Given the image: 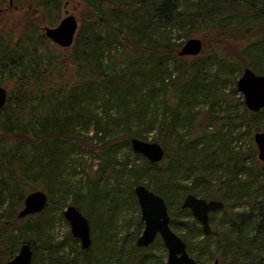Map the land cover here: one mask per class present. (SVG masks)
I'll use <instances>...</instances> for the list:
<instances>
[{
    "label": "rangeland",
    "instance_id": "1",
    "mask_svg": "<svg viewBox=\"0 0 264 264\" xmlns=\"http://www.w3.org/2000/svg\"><path fill=\"white\" fill-rule=\"evenodd\" d=\"M100 1L0 0V87L8 92L0 115V225L11 222L10 208L19 206L18 212L29 193L39 190L48 197L42 214L18 222L19 244L13 256L26 238H32L36 255L31 264H45L47 249L52 250L55 264H130L133 256L139 254L135 243L143 231L133 190L142 185L164 201L170 200L169 214L177 218V225H171V229L185 241L192 258L200 264H221L220 256L224 254L223 264H233L231 248L219 241V233L203 235L199 224H192L193 218L177 210L185 197L182 190L165 196L159 181L162 175L164 182V170L181 160L178 170L185 177L182 185L205 193V187L214 189L218 179H229L231 167L239 165L242 170L232 178L243 186L245 194L236 203L233 192L226 201L221 200L224 206L232 207L212 213L211 226L227 233L231 214L249 215L256 225L262 220L256 218L258 210L252 206L254 202L258 206L264 204V179L253 177L256 169L263 166L257 158L254 135L264 132V111L257 116V131L248 128L247 123L240 125L239 117L244 116L246 107L237 82L243 70L238 72L235 65L229 64L212 39L220 30L235 35L243 23L252 27L257 15L264 24V0H177L182 21L157 31L139 28L130 19V0H107L110 7L99 14L94 6ZM232 1L235 5L229 7ZM248 3L256 8L251 9ZM112 4L127 5L129 10L113 12ZM9 7L13 13L3 15ZM66 15L75 17L79 31L73 46L62 49L42 37L44 28H56ZM119 33L147 51L136 50ZM189 39H200L205 46L200 56L203 59L196 63L199 68L193 57L178 61L168 56L166 47L163 57L153 56L156 46L176 44L181 49ZM181 62H186L184 67ZM249 68L264 75V65ZM185 69L189 74L199 71L195 95L179 86ZM20 77L28 83L18 96ZM104 77L116 80L108 90H104L107 84L101 81ZM131 80L137 82L135 97H143L139 99L146 112L138 118L130 116L134 112L132 99L128 107L120 99L123 93L130 92ZM91 83L95 90L89 92L87 99L82 98L78 88ZM74 93L79 98L72 111L86 109L85 113L90 111L92 116L81 114L84 118L66 123L62 144L53 150V157L60 161L50 170L41 165L42 170L39 158H44L43 146L28 153L25 143L42 136L45 126L53 134L55 121L65 120V108ZM132 138L159 144L167 159L162 165H148L146 158L133 152ZM184 146L188 150L183 153L195 157L190 160L186 176V165L183 158L179 159L183 156L177 154L182 153ZM207 156L214 158V163ZM201 166H208L206 176H199L201 170L197 169ZM209 177L211 181L205 185ZM68 206L77 208L89 222L92 242L88 250L81 251L79 241L71 235L63 216ZM110 216L111 224L104 237ZM29 229L32 231L28 233ZM251 231L249 228L248 234ZM207 238L213 250L199 255ZM4 249L0 246V264L9 261L5 260ZM150 252L151 261L142 264H166L167 252L160 237ZM261 256L264 257V242Z\"/></svg>",
    "mask_w": 264,
    "mask_h": 264
},
{
    "label": "trees",
    "instance_id": "2",
    "mask_svg": "<svg viewBox=\"0 0 264 264\" xmlns=\"http://www.w3.org/2000/svg\"><path fill=\"white\" fill-rule=\"evenodd\" d=\"M110 5H111L110 1L101 0L97 5L94 6V9L96 10L97 13L100 14V11L107 10L106 8L110 7ZM234 5L235 4L233 1L228 4L229 7L234 6ZM112 6H113L112 8L113 12L119 11V13L121 12L123 13L124 10H129L128 8H126L127 5L125 6V5H119V4L117 5L112 4ZM248 6L251 9L256 8L255 5H253V3H248ZM129 8H130L131 15H132L130 19H133L134 23L139 28L142 27V28H145L146 30L157 31L163 27L169 26L172 23L177 24L179 21H182V18H183V15L182 13H180V10H179L180 8L178 6L177 0H130ZM13 11L14 10H12V8L9 7L7 8V12H5L3 15H11ZM100 20L102 21L104 19L101 17ZM254 20L256 23L252 27L245 26L244 23L242 25L245 28L242 25L238 26V29H236L237 30L236 33H234L235 35H231L229 33H226L224 30H220L218 31V33H215L212 39L214 42V46L218 50H220V54L222 56L224 55L225 57H227V62L229 64L235 65L236 67L235 66L234 67L235 69L238 70V72H241L247 67L254 66L255 68H258V67L262 68V66L264 65V42L261 41V39L263 40L264 38V24L261 23V21H259L261 20V17L259 15H257ZM256 26H259V27L256 30H254L255 29L254 27ZM254 32H256V34H254ZM119 36L121 37L122 40L128 39L124 37L121 33H119ZM44 37L45 36H43L42 38ZM130 42L132 43V46L136 50H139L141 52L147 51L143 47L133 44V41H130ZM165 47L166 49H164ZM163 49L165 50V54H167L168 56H171L178 61H185L183 60V58L178 56L180 45H176V44L169 45L166 43V44H161L160 46H156L154 49L153 56L163 57V53H162ZM200 56H198L199 57L198 59H196L197 57H193L196 60V62L194 60V63L198 68L200 66L196 63L200 62L203 59V57L201 58ZM185 64L186 62L182 63L181 65L184 67ZM158 66H159V63L155 62V67H158ZM226 68L228 70L232 69L230 67H226ZM83 70H85V68H83ZM261 70H262L261 73L264 74V69H261ZM191 73L189 74L186 69L182 71L181 77L183 80L179 86L180 88L182 87V90L184 92L195 95V91H196L195 88L197 84V82H195L196 81L195 79L199 78V71L198 72L192 71ZM111 80H112L111 78L110 80H106V77L101 79L102 84L103 83L107 84L104 87V90H108L110 86L116 83V80H113V81ZM17 82H18L17 86L19 87L18 89V96H19L20 94L19 92L21 91V88L25 89L28 81L24 77H20L17 79ZM136 83L137 82L131 80L129 82L130 92L123 93L125 95L124 97H120V99L121 101L127 103L126 107H128V105L131 103L130 100L132 99L133 104H134V108H133L134 112L130 116L133 117L137 115V118H138V116L145 115L146 112H145V108H144L142 100L139 99L143 97L140 94H139L140 97L138 98L135 97V92L138 89V85H136ZM92 86L93 84L91 83L88 85H84V87L82 86V88H78L79 90L82 91L81 93L82 95L79 93L82 98L87 99L89 92L92 93V91L95 90ZM74 92H77V91H74ZM73 97L72 96L70 97V102L68 100L69 105H67V107L65 108L66 110V113H64L66 115L65 120H63L62 122L61 120L55 121V130L53 134H51V132H48L49 129L47 126H45L44 128H42V131H43L42 136L38 137L36 140L28 139L27 142L25 143L26 144L25 147H27L28 153L30 151L36 152L35 150L39 148L40 145L43 146L42 148L44 150V155H43L44 158H39V160H40V166L43 165L44 169L47 168L48 170H50L52 166H54L55 168V165L60 161V159L53 157V150L54 148H59L62 144L61 137L65 133L64 129L66 128V123L68 124L70 121H72L75 118H79L80 116L83 117L84 115H81V114H86L85 113L86 109L80 110V112L72 111L73 109L77 108L76 104H77V99L79 98L77 93H74ZM4 109L5 107L3 108L2 112H4ZM82 111L83 113H81ZM263 111L264 110H262L259 113H251L247 110H244V116L239 117V120H241L240 125L247 123L248 128H254V130L257 131L259 127L257 125L256 119H257V116L259 114H262ZM86 115L91 117L92 112L89 111V114H86ZM213 126H214V122H213ZM28 147H31L32 150H30ZM187 148H188L187 146L186 147L184 146L181 149L182 153H177V154H182L181 156H183V157H180L179 159L183 158L182 160L184 164L186 165V167H184L183 169V174H185V176L188 170H190L188 169L190 168V164H191L190 160L195 159V157L189 158L191 157L189 154L183 153L184 151L187 152L188 150ZM10 151L12 152L13 149H11ZM255 152H256L255 148L254 150L252 149V156L255 155L254 154ZM207 158L209 159V161H211V163L212 162L214 163V160H215L214 158H212L211 156H207ZM166 159L167 157L165 155V158L163 161H165ZM179 161L173 163V165L170 166L168 170H164L163 172L164 182H161V178H162V175H161L159 182L165 188L164 189L166 192V194L164 193L165 196L166 195L168 197H170V195L173 196L174 190H177V189H181L183 192L182 195L184 196L191 194V195H194L199 198L201 197L202 199H206V200L218 199V200L226 201L227 196L233 192L236 194V196H234L235 203H236L239 201L240 197L244 196L245 189L243 188V186L236 184L234 181L235 178L234 179L232 178V176L235 173L242 170V167H240L239 165L234 164L231 167L230 172L232 176L229 179L225 181H221L218 179V183L216 186H214V189H209L208 187H205L204 189L205 193H199L198 191L194 189L193 186L191 187V186L182 185V182L185 180V177H182L183 175L181 171L178 170L182 166L179 164ZM36 162H37V159H36ZM162 162H160L159 164L162 165ZM148 165H152V164L148 162ZM153 166H155V164ZM43 168L42 170H44ZM198 170L199 171L201 170L200 171L201 173H199L200 177L206 176L208 174L207 172L210 171L208 166H201L197 169V171ZM253 177L256 179H260V180L264 179V165L262 166V168L256 169L255 173L253 174ZM210 181L211 179L209 177V179L205 181V185L208 184ZM157 184L158 183H156L155 185ZM222 192H223V195L221 194ZM223 203L225 204V202ZM171 204L172 203L170 202V200H167L166 202L167 208H169ZM233 206H234V203H233ZM227 207L231 208L232 206L230 205L227 206L226 204L223 210L226 211ZM255 207L258 210V214L256 218L257 217L262 218V220H260V222L257 225L256 223L252 222V218L249 215L245 216V214L243 213L233 214V215L231 214L228 216V219H227L228 221V227H227L228 232L227 233L220 232L218 227L213 228L210 233V234L219 233L218 234L219 241L223 242L226 246H230L231 252L233 254V257H232L233 264H252V262L255 260H256V264H264V257L261 256L262 245L264 242V227H263L264 226V204L263 206H258L256 202H254L252 208H255ZM18 208L19 206H16L15 208H10L11 216H12L11 222L2 223L0 225V246L5 247L4 250L6 253L4 254L7 255L5 260L6 259L10 260L14 257L13 256L15 252L14 249L19 244L18 242L19 235H17L19 227L17 225H18V222L22 219L18 218V212H17ZM177 210L181 213H186L189 217H191L190 212L187 210H182L180 205L178 206ZM40 214H37V215H40ZM169 215H170V225H174V226L177 225V218L174 216H171V214ZM211 216H210V220H211ZM107 221H108V227L104 230V233H105L104 237L106 236V233H108L107 230L111 224L110 222L111 216L110 218L107 219ZM191 222L193 225L198 226V223L194 219ZM249 228L253 229V232L251 231L250 234H248ZM198 229L200 231V227H198ZM31 231L32 230L29 229L28 233ZM34 231L36 232V234L38 233V229ZM6 233L7 235L5 236ZM207 240L208 238L205 241H203L202 243L203 246L199 248V255H203L204 252H207L209 254V252L213 250L211 247L212 243L208 242ZM219 241L217 242L220 243ZM24 243H27L31 246L33 255L35 258L36 243L34 242V240L32 238H28V239L26 238ZM136 251L139 254L138 256L137 255L133 256V258L130 260V264H142L144 262L151 261V258H152V254L150 252L151 247L147 249H142V250L137 249ZM47 253L48 255L45 256V260H46L45 264H55L52 258L53 256L52 250L47 249ZM212 257L213 256H211V258ZM220 257H221L220 263L223 264L224 261L222 260V257H224V254H222V256ZM196 264H200V262H198L197 260Z\"/></svg>",
    "mask_w": 264,
    "mask_h": 264
},
{
    "label": "water",
    "instance_id": "3",
    "mask_svg": "<svg viewBox=\"0 0 264 264\" xmlns=\"http://www.w3.org/2000/svg\"><path fill=\"white\" fill-rule=\"evenodd\" d=\"M78 28L75 17L66 15L56 28H44V35L60 48L68 49L75 41ZM202 51L203 43L200 39H189L178 51V56L196 57ZM237 90L242 94L245 107L249 112L258 113L264 109V75H257L250 68H245L237 82ZM6 103L7 91L0 87V115ZM254 143L257 148V158L264 164V132H257L254 135ZM130 145L135 154L143 156L151 164H158L165 157V150L157 143H147L132 138ZM134 195L140 207L141 221L144 223L143 231L136 241V247L148 248L159 236L167 251L166 264H196L195 259L187 252L186 243L170 228V218L164 199L142 185L134 188ZM47 200V195L42 191L29 193L24 199L23 208L18 212V218L24 219L42 212ZM223 207L224 204L221 201H207L191 194L186 195L181 204L182 209L191 212L206 235L211 232L209 213L221 210ZM63 216L69 223L72 237L79 241L81 249L83 251L89 249L92 241L88 220L74 206H68ZM32 256L31 246L23 243L18 253L5 264H31Z\"/></svg>",
    "mask_w": 264,
    "mask_h": 264
},
{
    "label": "flooded vegetation",
    "instance_id": "4",
    "mask_svg": "<svg viewBox=\"0 0 264 264\" xmlns=\"http://www.w3.org/2000/svg\"><path fill=\"white\" fill-rule=\"evenodd\" d=\"M213 200H218V199H213ZM207 201H210V200H207ZM187 211H189V210H187ZM212 213H214V211H212V212L209 213V223H210V225H211L210 216L212 215ZM190 214H191V212H190ZM191 216H192V214H191Z\"/></svg>",
    "mask_w": 264,
    "mask_h": 264
},
{
    "label": "bare ground",
    "instance_id": "5",
    "mask_svg": "<svg viewBox=\"0 0 264 264\" xmlns=\"http://www.w3.org/2000/svg\"><path fill=\"white\" fill-rule=\"evenodd\" d=\"M243 100H244V98H243ZM180 206H181V205H180ZM191 218H193V217L191 216ZM79 247H80V246H79ZM80 250L83 251V250L81 249V247H80Z\"/></svg>",
    "mask_w": 264,
    "mask_h": 264
}]
</instances>
